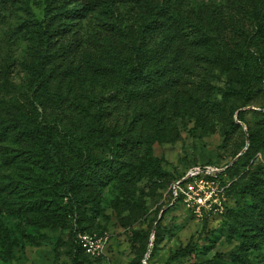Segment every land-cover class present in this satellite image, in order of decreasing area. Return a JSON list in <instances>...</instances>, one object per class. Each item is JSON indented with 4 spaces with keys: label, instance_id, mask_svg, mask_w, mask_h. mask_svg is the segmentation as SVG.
<instances>
[{
    "label": "rangeland",
    "instance_id": "obj_1",
    "mask_svg": "<svg viewBox=\"0 0 264 264\" xmlns=\"http://www.w3.org/2000/svg\"><path fill=\"white\" fill-rule=\"evenodd\" d=\"M45 2L0 0V99L24 113L37 110L40 123L58 126L57 144L64 147L65 138H74L87 156L109 157L113 141L125 137L134 148L139 146L126 155L141 172L128 184L130 190L118 178L98 183L94 203L78 201V218L65 211L59 227L38 228L24 216L8 212L10 205L23 200L20 186L27 178L24 169L4 165L0 155V226L9 233V247L0 233V264H73L77 229L101 232L108 239L103 253L93 255L79 238L88 233L78 234L82 264H130L147 244L149 263L143 264H240L231 254L242 243L241 234H232L229 226L234 214L251 207L252 201L228 195V189L238 171L264 169V147L256 141L251 146L249 137L250 128L258 131L257 124L264 123V84L258 80L264 72V6L256 8L253 0H177L173 18L182 25L169 26L150 44L134 6L118 5L113 14L101 9L84 12L64 42L52 47L41 72L47 44L39 26H31L28 11L43 21ZM88 2L66 0L65 6ZM201 34L205 40L196 38ZM130 73L153 77L155 85L140 87L133 80L126 85ZM228 84L240 92L232 97ZM136 90L140 98L133 96ZM98 100L110 111L106 143L88 130L89 119L78 110L84 105L94 108ZM230 105L245 112L244 123L235 120L239 129L227 120ZM249 148L251 158L232 178L221 179ZM148 149L167 176L142 172ZM62 154L70 176L78 159L66 149ZM207 165L218 174L199 179L227 186V199L223 213L210 211L198 217L184 204L175 206L172 186L192 167ZM36 177L64 210L72 195L49 173L38 172ZM261 237L248 246L244 256L249 264H264V231ZM189 245L195 248L193 254L169 260Z\"/></svg>",
    "mask_w": 264,
    "mask_h": 264
},
{
    "label": "trees",
    "instance_id": "obj_2",
    "mask_svg": "<svg viewBox=\"0 0 264 264\" xmlns=\"http://www.w3.org/2000/svg\"><path fill=\"white\" fill-rule=\"evenodd\" d=\"M177 0H89V2L83 6L73 7L71 9L66 8V0H46L45 7V19L38 21L34 13L29 9L28 14L31 17L30 24L33 27L39 26V33L43 40L47 44V53L40 58V70L41 72L47 68L45 67L47 61V55L52 56V47L59 42H64L66 36L71 34V26L74 25L75 20L83 17V13H89L97 9H101L108 14H113L117 10L118 5L134 6L133 9L137 11V16L144 21L145 37L148 38V42H156L157 38L164 35V31L169 26L179 23L181 26L182 21L176 22L173 18L174 3ZM255 7L263 8L264 0H253ZM114 19H117L116 15H113ZM202 26V23H199ZM199 31L202 32V28L199 27ZM206 35L201 34L199 37L205 40ZM233 69L237 72H241L238 64L233 63ZM166 71V69L164 70ZM163 71V72H164ZM44 81L46 78L43 76ZM133 80V83L139 84L140 87L145 85H155L153 77L144 78L138 77L136 73H130L125 81ZM246 81L247 77H243ZM258 80L261 84H264V72H260ZM154 83V84H153ZM59 88L62 86V81H59ZM229 94L232 97L238 94L236 88L232 84H228ZM264 93V91L262 90ZM141 92L136 90L133 93L135 98H140ZM228 94V93H227ZM226 94V95H227ZM107 105L103 101L98 100L96 106H79L78 110L84 116L89 119L86 122V127L90 132L96 134V138L103 143H106L107 136L109 135L110 128L106 127V120L110 117V111L106 108ZM37 110L35 113H24L18 109L14 103L4 101L0 99V155L4 165L9 164L17 169H24L26 171V185L20 186V194L22 201L16 206L10 205L8 212L10 214H19L27 218L32 225L38 228H55L60 226V218H63L65 211L79 217L78 201L87 199V202H95L96 190L98 183H102L105 180L111 178H118L123 182L127 190H130V182H132L139 174L140 169L136 171L133 161H129L126 153L132 150H139V146L134 148V143L127 141L124 137L122 140H114L111 150V156L109 157H96L93 155H86V148L78 144L74 138H65L64 147H61L55 141V133L58 132V126H53L50 123H40L37 117ZM236 116L238 121L244 123L245 112L239 111V107L230 105L227 109V120L234 128H240L235 123ZM259 130L256 131L252 128L249 129L250 145L260 142L264 147V140L261 138V133L264 131V123L259 122L257 124ZM131 147H128L129 144ZM108 144V143H107ZM109 146V144H108ZM63 149L74 154L78 159V165L70 176L66 174V166L63 159ZM128 149V150H127ZM250 148L247 152L226 172L220 175L221 179L224 176L231 177L235 174L244 161H248L250 157ZM239 153L235 154V157ZM157 159L153 156V153L148 149L144 159V168L142 169L146 175L158 173L161 177L168 174L158 165H156ZM211 167V165H207ZM201 166V167H207ZM194 168V167H192ZM38 172H47L55 179V184L60 185L65 189L66 193L72 195V199L66 205L63 210L61 202L58 197H53V193L46 190V187H40L39 177H36ZM264 169L249 170L244 173L237 172L238 179L233 180L229 189L228 195L234 196H248L252 201V206L249 208H243L238 213L234 214L233 222L229 226L232 234H241L242 243L237 248V252L231 254V259L234 262L240 264H249V261L245 258V253L249 250L248 246H252L260 240L261 232L264 231V180L262 179ZM187 172L183 175L176 177L173 184L185 177ZM232 178V177H231ZM224 184V183H223ZM4 186V185H3ZM3 190L0 187V196H2ZM177 205H183L181 199L176 201ZM228 212V209H227ZM80 220V219H78ZM84 231V230H83ZM74 231L75 242H73L74 248L77 250L72 262L73 264H82L79 258V249L77 243V237L80 233H88L90 235L102 236L101 232H83ZM0 233L2 241L5 242V246L9 247V233L6 229L0 226ZM195 248L187 246L184 249H180L176 255L170 257L169 260L175 259L179 254H193ZM150 253V247L147 244L142 249H139L138 257L136 261L130 264H143L146 261L147 254Z\"/></svg>",
    "mask_w": 264,
    "mask_h": 264
},
{
    "label": "built area",
    "instance_id": "obj_3",
    "mask_svg": "<svg viewBox=\"0 0 264 264\" xmlns=\"http://www.w3.org/2000/svg\"><path fill=\"white\" fill-rule=\"evenodd\" d=\"M218 172L211 167L192 168L185 177L173 184L175 201L181 199L186 208L198 217L210 211L223 213L227 186L218 181L199 179L201 175L216 176ZM79 238L93 255L102 254L108 240L107 237L90 234L79 235Z\"/></svg>",
    "mask_w": 264,
    "mask_h": 264
},
{
    "label": "water",
    "instance_id": "obj_4",
    "mask_svg": "<svg viewBox=\"0 0 264 264\" xmlns=\"http://www.w3.org/2000/svg\"><path fill=\"white\" fill-rule=\"evenodd\" d=\"M237 118V121H238V117H236ZM239 122V121H238ZM243 155V153H241L238 157H237V159L235 160V161H233V163L230 165V166H232L241 156ZM222 171H224V170H222ZM165 213V210L163 211V213H162V215H161V218H162V216H163V214ZM148 257H149V253L147 254V256H146V259H148ZM145 263H146V261H145Z\"/></svg>",
    "mask_w": 264,
    "mask_h": 264
}]
</instances>
